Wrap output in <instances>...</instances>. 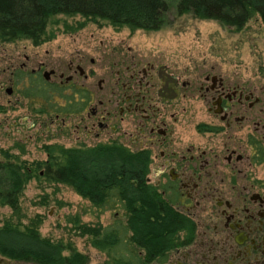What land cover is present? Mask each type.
Listing matches in <instances>:
<instances>
[{
	"label": "flooded vegetation",
	"instance_id": "obj_1",
	"mask_svg": "<svg viewBox=\"0 0 264 264\" xmlns=\"http://www.w3.org/2000/svg\"><path fill=\"white\" fill-rule=\"evenodd\" d=\"M117 54L112 64L116 70L105 72L94 91L86 83L75 85L76 77L87 79L83 55L65 64L50 62L47 73L41 62L29 72L15 68L10 85L15 87V74L21 71L56 85L60 94L52 100L57 106L80 104L66 112L35 113L49 125L56 124L57 132L65 122L76 120L84 135L103 136L105 143L147 153V183L192 225L190 236L178 231V245L162 260L147 264H264V179L254 172L250 143L252 139L264 152V134L257 138L264 120L257 98L220 75L204 74L197 91L213 120L195 125L199 139L186 137V91L195 89L193 83L179 82L174 73L155 71L147 63L141 66L132 56L126 63L121 49ZM54 77L56 81L51 80ZM27 85L24 78L22 88ZM12 86L5 91L8 96L14 92ZM21 97L40 110L39 101ZM251 119L253 134L246 130L243 138H236L234 131L243 124L247 127ZM0 264L33 263L0 255Z\"/></svg>",
	"mask_w": 264,
	"mask_h": 264
},
{
	"label": "trees",
	"instance_id": "obj_2",
	"mask_svg": "<svg viewBox=\"0 0 264 264\" xmlns=\"http://www.w3.org/2000/svg\"><path fill=\"white\" fill-rule=\"evenodd\" d=\"M166 12L163 0H0V43L24 40L38 46L55 37V27L61 25L64 33L71 34L86 23L154 32L164 25ZM174 12L178 17L213 21L233 32L254 17L264 26V0H178ZM60 17H78L81 21L68 25ZM24 78L28 85L18 91L25 98L39 101L41 107L35 113L81 107L76 102L57 106L52 96L60 94L59 88L39 76L17 71L14 86L22 84ZM250 143L254 149L252 161L263 164V150L252 139ZM19 151L23 153L21 147ZM41 151L45 160L28 163L0 150V206L11 211L10 218L0 225V255L33 264H85L88 260L70 243L41 237L38 216L20 224L18 199L31 180L68 187L98 214L120 211L104 227L82 223L77 215L67 219L77 236L104 255L103 264L162 260L168 249L178 245V231L186 236L192 233L191 223L147 183L149 159L145 151H129L116 142L76 148L42 145Z\"/></svg>",
	"mask_w": 264,
	"mask_h": 264
},
{
	"label": "rangeland",
	"instance_id": "obj_3",
	"mask_svg": "<svg viewBox=\"0 0 264 264\" xmlns=\"http://www.w3.org/2000/svg\"><path fill=\"white\" fill-rule=\"evenodd\" d=\"M163 1L167 5L164 25L154 32L128 31L125 28L114 30L105 24L86 23L82 29L71 34L64 33L61 25L55 27V37L36 47L24 40L0 43V107L4 109L0 113V150L31 163L45 160L42 145L76 148L105 143L103 136L94 138L92 134L84 135L82 124H77L76 120L65 122L62 131L57 132L56 124L49 125L42 116L35 114L38 105L20 96L18 90L22 89V84L16 87L10 85V73L15 68L22 66L29 72L35 69L36 62H41L46 65L43 72L47 73L50 62L65 64L70 59L76 61L77 55L85 56L81 65L87 79L84 81L76 77L75 85L86 83L93 91L105 72L116 70L112 64L120 49L127 58L126 63L132 56L133 61H139L141 66L145 67L147 63L155 71L174 73L179 77V82H192L195 89L190 93L186 91V137L199 139L200 132L195 125L200 121L213 120L197 91L198 83L206 73L220 75L233 86L238 85L245 92H251L252 99L257 98V107L262 108L264 113V26L259 18L254 17L240 31L233 32L213 21L198 20L188 15L178 17L174 12L178 0ZM59 19L68 25L81 21L78 17ZM90 59L93 60L92 64L88 61ZM119 69L123 70V67ZM51 80L56 81V77ZM11 86L14 92L8 96L5 91ZM253 120L246 124L247 127L243 124L234 131V136L243 138L246 130L253 134ZM31 122L34 124L32 127ZM261 124L263 129L257 138L264 134V120ZM200 140L203 141L202 138ZM19 147L23 150L22 154ZM253 169L258 178L264 179V163L256 164ZM18 206L22 216L20 224H27L38 216V233L41 237L52 242L70 243L75 251L88 258V264H103L104 255L90 247L84 237L77 236L67 219L77 215L82 223H98L104 227L113 221L117 211L98 214L68 187L34 180L24 187ZM116 214H120V211ZM10 216V209L0 206V225Z\"/></svg>",
	"mask_w": 264,
	"mask_h": 264
}]
</instances>
